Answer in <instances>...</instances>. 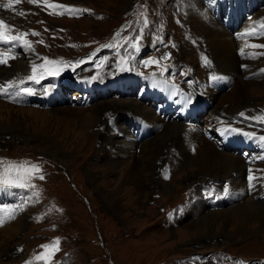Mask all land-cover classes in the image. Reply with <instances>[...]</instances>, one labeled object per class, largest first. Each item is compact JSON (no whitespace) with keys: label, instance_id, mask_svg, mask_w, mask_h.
<instances>
[{"label":"rangeland","instance_id":"obj_1","mask_svg":"<svg viewBox=\"0 0 264 264\" xmlns=\"http://www.w3.org/2000/svg\"><path fill=\"white\" fill-rule=\"evenodd\" d=\"M138 1L49 0L50 3L87 10L75 15L53 12L43 0L39 3L20 0L9 9L0 4V20L12 26L11 34L27 33L24 38L32 44L28 52L19 42L15 48H11L15 61L6 64L9 70L6 77L12 85L21 87L19 81L31 75L32 65L43 63L42 58L67 62L59 75H47L38 84L26 81L22 87H31L36 91L30 101L12 97L9 92H0V102L13 106L14 116L27 120L29 126L27 128L24 123H17L13 127L0 121V161L4 162L0 164V171L8 162H27L40 168V172L30 181L34 185L32 188L0 185V207L4 204L6 208L15 209L14 218L0 225V244L3 245L0 264H26L34 255L44 251L42 245L51 244L56 238H59V251L55 252L49 264H264V236L260 233L242 236L238 231L239 221L231 223L228 230L220 234L219 227L214 226L217 236L209 232L200 235L203 229L192 223L200 216L199 212H205L202 205L206 203L209 209L224 207L229 202L218 198L221 194L229 198L230 194L221 191L215 181L200 180L208 182L204 184L200 181L190 182L189 178L196 176H182L178 172L174 174L175 177L171 176L173 158L180 157L178 154L173 153L172 159L165 163L163 160L160 163L162 168L159 162L155 163L159 168V173L157 169L153 172L157 185L150 190L135 192L149 195L139 197V194H134L132 201L120 199V203H116L107 197L108 190L114 186L112 181L115 175L109 166L115 155L110 146L102 149L106 145L109 129L115 125L124 129L123 122L129 132L134 133L137 142L150 139L155 134V128L147 124L148 129L140 137L138 131L142 122L134 120V116L127 111L137 107L139 102L144 109H154L159 116L169 114V111L177 124H192L196 120L202 123L203 119L208 118L215 105L202 94L210 89L204 85L217 83L224 92L230 88V83L223 79L225 75L214 81L208 64L203 63L206 66H202L200 63V60L205 62V56L201 55L200 59L193 46H190L192 49L186 47L185 41H195L192 44L196 47L199 38L194 41L191 38L202 33L205 21L212 22V19H200L196 11L204 2L205 17L212 15L227 27L226 11L229 9H238V14L247 18V22L262 19L257 18L264 16V0ZM137 3L139 11L133 17ZM217 9L220 11L217 12ZM190 12L195 16L194 29L185 22ZM255 33L260 36V32ZM166 49L171 53L168 62L160 58ZM32 53L34 63L31 66L17 65V59L23 60ZM150 59L158 60L159 64L145 66L144 62ZM155 75L179 90L185 88L189 94H193L192 88L196 87L199 93L195 96L196 100L193 97L192 100L198 108L190 105L186 113L184 107L176 103L177 99L170 104L169 97L163 92L157 94L156 89L162 88V85L150 80ZM241 76L246 80V76ZM262 76L264 69L249 75L248 80L252 83L245 87L244 99L250 104L239 111L244 116L235 117L239 125L248 128L249 133L254 130H257V134L264 133V121L259 119L264 116ZM81 78L93 80L94 83L91 93L85 92L80 97L74 93L77 85L83 84V81H79ZM108 79L111 84L102 85ZM50 85L58 93L42 92ZM53 95L62 96H56L53 102ZM79 97L88 105H94L96 114L102 120H84L78 115L76 111L81 106L80 99L77 100ZM221 105L218 101L217 109ZM158 108L164 112L161 113ZM186 115H189L188 122L185 121ZM76 128L80 134L73 132ZM46 129L50 134L44 133ZM79 129H83L82 135ZM243 130L247 131L245 128ZM209 132L210 140L216 137L215 131ZM257 134L255 137L259 138ZM235 135L240 136L238 133ZM238 146H229V151L242 157L243 161L251 163L255 160V157H251L254 153H248L244 146ZM254 151L257 154V149ZM159 174L168 186L160 183ZM40 175L44 179H40ZM109 180V189L103 188L104 182ZM126 187L128 185L122 188V192ZM261 196L258 197L264 199L263 194ZM185 210L190 211L188 218L183 215ZM181 218H185L184 221ZM166 220H170L168 224ZM16 223L20 227L14 225ZM189 223L192 228L186 226ZM185 226L194 234L195 228L200 229L199 235L186 237L183 234L187 230ZM249 227L255 225L251 227L249 224ZM36 264L44 262L37 261Z\"/></svg>","mask_w":264,"mask_h":264},{"label":"bare ground","instance_id":"obj_2","mask_svg":"<svg viewBox=\"0 0 264 264\" xmlns=\"http://www.w3.org/2000/svg\"><path fill=\"white\" fill-rule=\"evenodd\" d=\"M6 3H8V0H6V2L5 0H0V4L3 5ZM203 3L204 2H201V8L196 12L200 16V19L203 18L204 21H209L212 19V22L209 23L205 21V24L203 25L205 27L202 26V33L200 35L196 34L197 36L191 38L194 41L198 37L199 40L197 41V43L199 45L197 44L195 47L193 45L195 41L192 42L193 44L185 41V44L186 47L193 46L194 50H197V54H200V59L201 55H204L205 58L210 61V64H208L207 66L209 68L208 71L215 77H217V79H221V75H225L223 79L227 80L230 83V88L228 90H225L224 92H221L222 90L219 89L220 87L217 85V83H206L204 85V87H208L210 89L205 90L204 93H202L201 91L200 92L204 96L208 97L209 102L212 105H215V108L212 112H210L208 118L202 120V123L197 122L196 120V122L194 121L191 124L187 121L189 115H186L185 121H187L188 123H179V125L177 124L178 122L174 121L175 119L173 120V115H170L169 111L167 112L165 110V112L169 114H165L164 116L161 114L159 116L158 114H156L154 109H144V105H142V103L140 102L138 103L137 107H134L131 110L126 109L134 116V120H138L139 123L142 122V127L138 131L140 133V137L144 135V131L148 129L149 125L147 124H150L153 128H155V134L152 135L150 139L147 138V140L145 141L137 142L135 140L134 133H130L131 131L129 132L127 126L124 124L125 122H123L124 129H120L119 125H115L116 128L114 127L112 129H109V136L106 137L105 141L106 145L102 149L106 150L108 149L107 146H110V150L115 155V158L112 159L109 166L112 169V173H114L115 177L112 181L114 184L113 189L108 190L109 193H107V197L109 200L120 203V199H126L128 202L132 201V197L134 198V194H139V197H141L142 195H149L148 193L143 194L135 192L141 189L150 190L153 186L157 185L156 181H154L155 179L153 172L156 169L158 170L159 168L155 165V163L159 162L160 164L163 160L165 163L169 158L172 159L173 153H176L180 157L176 156L175 158H173L174 166L172 167L171 176L173 175V177H175L174 174L178 172V174H182V176H187L188 174L196 176L193 179L189 178L190 182L200 180H207L208 182L215 181L217 183V187H219L221 191H223L224 193L226 191L230 194L229 198H227L225 194H221V196H219L218 198V200H227L229 202V205L224 206L225 208L216 205L217 207H215L214 209H209L206 203L202 205V209L205 212H199L200 216L196 221L192 223H195V226H199L203 229V231L201 230L200 235L202 232L203 234L204 232H209L210 235L217 236L216 232H214V226L219 227L218 230L220 232L218 234H220L224 232V230H228L231 223L239 221L240 226L238 228V231L239 233L241 232L242 236H248L247 233H250L251 235L260 233L264 236V199L258 197L262 194L264 195V162L255 163V160H253L251 163H249L248 160L243 161V159H241L242 157L239 158L229 151V146L235 147L236 145H240L238 147H243L244 135L242 133H249L248 128L245 125H239L235 117L240 115L239 111H243V106H245L246 108L250 104V101H245L244 99L245 87L250 86V84L252 83L248 80L249 75L253 74L254 72L260 71L261 69H264V55H259V53L264 52V48L250 47V45L252 44H264V35H255V32H264V29L260 27L261 21H264V16L258 17L257 19H262L257 22L254 21L256 18L247 22V18L244 19L242 14L239 15L237 13V16L240 17L236 21V27H234L233 21L227 13V24H230L226 27L220 20L215 19L212 15H210L209 18L205 17L206 14L203 11ZM219 11L220 10L217 9V12ZM206 13L208 14L209 12ZM194 20L195 16L192 15V12H190V14L185 17V22L191 27V29H194ZM248 32L253 33L249 38L241 35ZM15 45L13 46L11 44L0 43V49L5 51L6 53V49H9L10 47L15 48ZM245 45H249V47H245ZM242 48H244V52L246 53L244 55L241 54ZM25 50V52H28L27 47H25ZM12 52L11 55L14 56ZM247 53H256L257 55L253 56L248 55ZM33 58L34 54L32 53L29 54V56L25 57L23 60L17 59L19 61L17 65H19L20 67H29L34 63ZM14 61L15 58L9 59L8 63H14ZM217 62L221 67L220 69L217 68ZM200 63L202 64V66H206L203 64L205 63L204 61L200 60ZM8 73L9 70L6 67V64H0V92H4V90L6 89L5 92H9L12 97H17L18 99L25 98L29 101L32 100L34 97L33 94L29 95L26 93H20L22 96H17L16 93L23 85L19 88H16V85H12L11 82H9L8 77H6L8 76ZM241 75L246 76L245 78L246 80H248V82ZM262 77L264 80V76ZM160 78L161 77L157 75L153 76L152 79L150 78L152 82L160 83L162 85V88L156 89L157 94L163 92L165 96L169 97L170 104L175 102V100L177 99L176 103L179 102L184 107V111L186 113L189 112L190 105L192 106V108H196V106L198 108L196 102H193L194 100H196V94L199 93L198 91H196V87L192 88L193 94H189V92H187L185 88H181L179 90L172 84L166 81H162V79ZM233 78L235 80V83ZM256 78L257 77H254V79ZM217 79L213 80L216 81ZM79 81H83V84L77 85L78 89L74 94L81 97V94H85V92L91 93L94 83L92 82L93 80L81 78L79 79ZM104 81L105 82L102 83V85L111 84L109 82L110 79ZM62 85L64 86V84ZM84 88H86L87 91H83ZM46 90L51 93H58L55 88L51 87V85L50 87L47 86ZM44 91L45 89L42 90V92ZM34 93H36L35 90ZM56 96L57 95H53V102L55 101ZM61 96L62 95H59L57 97ZM80 97L77 99H80L79 102H81V106H79L76 111L77 114L82 116L84 120L91 119L93 121H96L101 119V116L96 114L94 110L95 106L92 104L88 105L86 102L81 101L82 99ZM192 97L194 100H192ZM218 101H220L222 105L217 109ZM12 108L13 106L0 102V121L8 125H13V127L14 125H17V123H24V125L28 128V121L21 120L20 118L14 116L15 114L13 113ZM158 109L161 110L160 108ZM162 111L164 112V110H161V113ZM168 118L170 119L167 120ZM230 127L240 129L241 131L239 133L232 131L226 132L225 129ZM244 128L247 129V131H244ZM208 130L215 131L216 137H214L215 139L213 138L214 140L212 139L213 141L210 140V137H208L210 134ZM79 131L82 135L83 129H79ZM255 131L257 130L251 132L257 134ZM73 132L80 134L77 128L74 129ZM44 133L50 134V131L46 129ZM235 133H238L240 136H236ZM262 134L264 133L257 135L261 137L263 136ZM217 135H219L220 137H217ZM125 138H128L129 140H126ZM80 145L81 144H79L78 147ZM246 148H248L249 150H247L248 153H254V149L252 148L251 144H248ZM86 151H88L87 148ZM251 157L255 156L253 155ZM160 168H162V165ZM249 170H251V172ZM157 173H159V170L157 171ZM249 175H253L257 177V179L250 182ZM145 178L148 179L147 184H145ZM171 178H169V180ZM158 179L163 186H168V183L160 177V174L158 176ZM109 182L110 180L107 182L105 181L103 184V188L106 187L109 189ZM208 182L200 181V183L202 184ZM126 185H128V187H126V189L124 188L125 191L122 192V188ZM256 197L258 198L256 199ZM182 202H184V200ZM190 203L191 205H193L192 202ZM191 205H189L188 208H190ZM5 208L6 207L4 206V204L0 207V216L3 215V210ZM207 210H210V213H207ZM188 212L186 210L184 211L183 215L185 218H188ZM185 218H181L182 221H184ZM169 221L167 222L166 220L167 224L169 223ZM192 224L189 223L186 226L192 228ZM249 224H251V227L253 225H255V227L250 228ZM14 225L20 227V224L16 223ZM186 226L184 228L187 230H183L185 232L183 234L187 235L186 237L193 235L194 233L192 232V230H190ZM199 230L200 229L195 228V234L199 235ZM1 248H3L2 244H0V249Z\"/></svg>","mask_w":264,"mask_h":264},{"label":"snow or ice","instance_id":"obj_3","mask_svg":"<svg viewBox=\"0 0 264 264\" xmlns=\"http://www.w3.org/2000/svg\"><path fill=\"white\" fill-rule=\"evenodd\" d=\"M20 0H8V3L3 4V7L6 9L12 8L14 4H18ZM32 3H39L40 0H31ZM43 3L52 9L53 12H58V14H63L64 12H67L70 15L79 14L80 12L87 11L86 9H77L74 7H69L67 5L62 4H55L50 3L49 0H43ZM260 27L264 29V21H261ZM13 31L12 26H9L6 24L5 21L0 20V43L3 44H11L15 45L16 42L22 43L25 47L31 49L32 44L29 40L25 39L24 37L27 36V33H24L23 35L20 34H11ZM252 32L243 33L242 36H248L252 35ZM33 35H38V33H33ZM260 35H264V32H261ZM40 43H43V41H40ZM245 47H249V45H245ZM252 48H264V44H252L250 45ZM11 47L9 48L8 52H0V64H7L9 59L15 58L11 55ZM241 54H246L244 52V48L241 49ZM248 55H257L256 53H247ZM259 55H264V52L259 53ZM166 59L167 57H163ZM43 63L40 64H33L31 75L27 76L24 79H21L19 81V84L24 85L26 81H31L34 83H39L42 79L45 78L47 75H59L61 71H63V66L67 64L65 61H53L49 60L48 58H42ZM80 63V62H77ZM145 66L151 65V64H159L158 60L150 59L148 61H145ZM205 63L210 64V61L205 58ZM92 79H96V77H93ZM212 79H217V77L213 76ZM6 91V89L4 90ZM45 91H47L45 89ZM20 93H26L29 95H32L34 93V89L30 87H21L19 91L16 93L19 95ZM241 116H244L243 113L240 114ZM255 119V118H254ZM262 121H264V116L259 117ZM225 131H232V132H240V129L237 128H226ZM245 136H248L250 138H254V133H242ZM262 143H264V136H261L258 138ZM264 159V157H261ZM3 161H0V164H3ZM251 172V170H249ZM40 172V168L38 165L35 164H27V162L22 164H15L12 162H8L6 166L3 167V170L0 171V185H3L5 187H16L21 189L26 188H32L34 185L30 183L32 177L35 174H38ZM40 179H44L42 175L39 176ZM167 178V177H166ZM257 179V177L253 175H249V181ZM19 207V206H16ZM14 207L5 208L3 210V215L0 216V225L6 222L8 219L14 218ZM44 251L41 252L39 255H34L33 259L30 261H27L26 264H36L37 261H43L44 264H49L51 259L54 257L55 252L59 251V238H56L52 241L51 244H46L41 246ZM240 264H244V262H240Z\"/></svg>","mask_w":264,"mask_h":264},{"label":"water","instance_id":"obj_4","mask_svg":"<svg viewBox=\"0 0 264 264\" xmlns=\"http://www.w3.org/2000/svg\"><path fill=\"white\" fill-rule=\"evenodd\" d=\"M170 55H171V53L169 52V50H164L163 51V53L161 54V60L162 61H164V62H168L169 60H167V59H169L170 58ZM163 57H167L166 59H164ZM165 60H167V61H165Z\"/></svg>","mask_w":264,"mask_h":264}]
</instances>
